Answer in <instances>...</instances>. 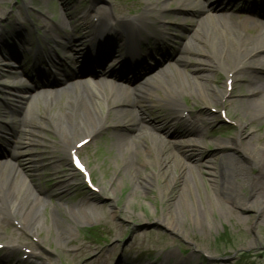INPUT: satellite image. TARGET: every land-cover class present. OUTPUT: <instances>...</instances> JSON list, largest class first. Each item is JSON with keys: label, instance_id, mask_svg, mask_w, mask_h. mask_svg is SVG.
<instances>
[{"label": "bare ground", "instance_id": "1", "mask_svg": "<svg viewBox=\"0 0 264 264\" xmlns=\"http://www.w3.org/2000/svg\"><path fill=\"white\" fill-rule=\"evenodd\" d=\"M27 1L24 5L29 13L33 12L35 27L43 29L45 34L43 39L47 42L44 46L40 45L34 49V66H40L41 56L45 57V64L59 60L66 66L67 64L73 66L71 75H76L80 79L70 81L74 84V95L68 96L61 105H57L56 101L66 92L59 95L57 89L48 87L53 85L52 76L45 74L39 78L40 83L37 80V83L33 84L27 81L28 85L23 86V94L12 110L13 114L10 111L5 114L6 111H4L5 117L10 115V118L5 120L9 128L0 126V147H5L10 142H13L15 146L10 144L11 149L6 150V160L0 161V227L3 223L7 226L11 225L18 236L9 239L0 236V244L6 251L0 257V264L12 260L15 252H22L23 246L32 245L30 240L22 235L29 236L35 243L40 244L44 241V236L39 233L36 209L44 205L46 201L44 197L35 194L27 180L28 177H33L34 171L38 170V165H29L24 162L20 158L22 152H19L22 150L20 147L28 146L32 141L41 143L40 139H31L36 131L34 125L37 123L34 121L39 116L50 117L52 126L60 138L62 156L58 159L64 162L70 158V152L73 149L70 142L72 137L82 136L81 139L93 140L106 128L107 124L116 128V132L113 133L116 142L128 141L139 148L138 152L141 154L139 159L132 158L128 153H121V162L118 163L119 168L116 173L117 179L129 178L131 194L137 191L143 193L155 188V195L159 201L172 190L158 218L166 227L176 223L178 219L176 209H182L186 215L192 216L196 221H202V218L207 215V204H217L220 207L219 218L222 215L226 216V212L234 213L237 223L238 220H246L239 211H253L256 216L255 223L258 226H264V26L257 34L249 38H245L238 30L225 31L224 27H227L231 19L241 15L232 12L224 0L213 3L209 1L207 4L199 0H146L142 3L140 0H134V6L128 11L117 6L112 14H108L105 7L100 5L90 6L86 10L82 8L74 10L69 0H62L63 9L69 15L66 21L75 23L72 24V32L69 33L63 23L48 25L47 20L42 17V11L38 8L39 4L36 5L39 10H36L33 7L28 8L27 4H32V1ZM171 1L175 5L174 13L167 11ZM216 7L227 10V15L222 16V19L218 16L204 15ZM186 14L193 16L191 22L195 25L188 35L191 40L189 44V41L185 42L170 51L167 49L168 46L162 48L155 46L154 39L149 38L150 36L143 39V47L136 46L134 43L140 38L143 30L149 29L155 32V39L159 43L165 42L171 35L167 26V22H170L168 18L184 20ZM10 18L13 27L21 26L19 19H16L14 15ZM93 18H96L95 21ZM222 20L223 29L218 23L221 21L222 25ZM243 24L241 26L251 28L260 26L252 17H247ZM93 25L95 30L90 31L88 27ZM21 28L14 30L21 43L15 40L13 45L8 47L6 43L0 41V49L9 56V60L4 62L0 58L1 79L18 80L21 73L26 72L23 69L21 55L24 56L29 51V47L25 46L29 42L27 38L29 30H26L24 26ZM81 29H86L82 38H87L90 42L84 49L71 43L76 40L75 34ZM106 34L121 35L129 39V53H138L140 49V60L136 59L131 65L121 64L123 61L120 60L119 50H115L117 48L95 49L92 40H99ZM111 55H115L113 58L115 61L111 58L113 61L107 65ZM167 57L174 60L176 65L165 67L164 60ZM149 60L157 71L150 81L144 82L143 75L151 68L146 65ZM86 63H90L94 69L88 67L78 70V65ZM115 63L120 64V69L109 68ZM12 65L15 68L11 67ZM18 66L22 68V71L16 69ZM187 66L191 67L190 75L182 72ZM216 73L223 76L221 87L214 83ZM151 83L161 90L162 105L171 112V118L176 122L185 123L184 132L173 133L179 136L189 135L187 139H184L183 144L180 141L162 139L161 135L167 137L166 134L170 133L164 121L157 123L147 115L138 113L137 107L141 106V100L151 99ZM5 88L8 89L7 85L3 86V90L6 91ZM130 88H133L134 99L129 98ZM229 89H235L233 98L230 99L227 98L231 94ZM186 94L200 101L207 107L206 111L193 117L192 115L184 116L185 107L181 101ZM212 106H217L222 114L231 118V123L239 131L252 123L259 124L257 126L255 124V128L246 131L243 135L235 134L236 138L231 136L215 138V132L209 131V127L217 118L209 111ZM5 108L11 107L5 104L3 109L6 110ZM18 113H24V117L18 118ZM144 129L152 130L154 134L147 136ZM17 139H21L22 143ZM207 140L211 141L214 150L213 153L205 155L203 146L206 145ZM150 151H152L151 155ZM240 152L245 156L244 161L238 157ZM194 165L206 171L208 175L209 189H205L208 202L198 191L193 171ZM56 166V163H53L50 167ZM172 168L178 170L177 176L173 174ZM224 173H228V177ZM67 177L68 179L59 186L60 198L65 189L70 186L73 174L68 173ZM31 182H33L32 179ZM244 186L247 190L241 192ZM95 187L99 192L113 189L107 188L104 184H97ZM130 198L128 197L126 202H129ZM223 203H227L228 206ZM101 208L93 199L85 197L78 203L79 213L72 212V214L86 219L94 218ZM55 210L57 213L61 212L58 207ZM61 214H63L62 219L67 222L66 227L75 226L70 215L64 212ZM126 215L123 214V216ZM62 223L57 222L61 231L58 230L56 234L49 232L46 234V237L54 243L51 251L67 257L64 247L59 244L66 239L69 244L77 247L79 255L87 254L92 245L85 247L84 242L76 240L69 229L62 226ZM105 234L107 237L115 236V226L108 227ZM241 234L242 240L248 239L246 232ZM250 247L251 243L248 244V248ZM263 250L264 248L261 251ZM140 252L142 253V250ZM23 254L26 258L41 256L33 251L23 252ZM171 255L173 251L169 250L164 258ZM96 259L93 258L83 264H95ZM183 262L184 260H179L175 263L184 264Z\"/></svg>", "mask_w": 264, "mask_h": 264}, {"label": "rangeland", "instance_id": "2", "mask_svg": "<svg viewBox=\"0 0 264 264\" xmlns=\"http://www.w3.org/2000/svg\"><path fill=\"white\" fill-rule=\"evenodd\" d=\"M30 1H32V4H27L29 5L28 8L40 9L43 13L42 17L47 20L48 25H60L63 23L68 28L69 33H71L70 23L61 21V19L69 16L63 9L62 0ZM140 1L142 3L146 0ZM199 1L206 2L207 4L209 1L214 2L216 0ZM25 2L28 1H0V41L4 44L6 43L9 47V45H13L15 40L19 41V38L14 33L16 32L14 31L15 29L22 26L26 30L28 29L27 38L29 42L25 46L26 48L29 47V51L24 56L21 55V59L23 63L30 64L35 58L33 51L37 44H43L42 37L44 32L43 29L35 27L33 12L29 13L27 7L24 5ZM69 2L71 3V8L74 10L79 8L86 10L90 6H104L108 14H112L117 6L123 8L125 11L134 6V0H93V2L91 0H69ZM241 2L244 3L246 0H227V3L232 6ZM37 3L40 6L38 7L39 9L36 8ZM173 4V1L169 3L167 11L175 12V5ZM212 14V11L204 13V15L210 16ZM12 15L16 19H19L21 26L13 27L10 18ZM192 19L193 16L187 14L184 20L168 18L170 22H167V26L171 35L163 43H159L158 41V44L154 38V45L158 46V48L168 46L167 49L172 51L185 42L189 41V44L191 40L188 35L192 27L195 26L192 25ZM218 23H220V28L223 29L221 22L218 21ZM224 30L231 31L232 29L226 30L224 28ZM238 31L245 38L254 36L259 32V30L250 32L243 29H238ZM82 32L83 29L77 32L75 34L76 40L71 42L80 49H84L88 44V39L82 38ZM146 34H151L155 37V32L152 29L141 32L143 36ZM116 36H114V39L110 36V40L106 45L115 43L117 40L119 41L120 37L117 36L116 40ZM19 42L21 43V41ZM56 51L59 53L58 50ZM0 58L2 62L9 60V56L1 49ZM165 60L167 59L165 58ZM169 65L174 66L176 64L174 60L165 61L164 66L167 67ZM180 68L183 67L180 66ZM156 71L157 68L152 66L146 72L144 82L150 81ZM182 72L190 75L191 67H184ZM215 76L214 83L221 87L223 84L222 74L216 73ZM13 81V79L0 78V123L8 128L9 126H7L5 120H8L10 115L5 117V114L9 111L12 112L17 102L15 101L16 97L9 93V89L5 93H2V89L3 84H11ZM150 87L152 88L151 99L141 100V106L137 107L138 113L140 115H147L157 123L164 121L171 135L170 133L166 134L167 137L161 135L163 140H174L182 143L189 135L179 136L173 133L184 132L185 123L176 122L171 118V112L162 105L161 90L156 88L153 83L150 84ZM234 90H230L231 94L227 96L228 99L233 98ZM12 91L17 93L16 90ZM132 91L133 89L128 92L131 94L130 99H134ZM67 99L68 97L58 99L56 103L57 105H61ZM3 101L6 104L8 103L11 108H5L6 110H4V106H2ZM181 102L183 107H185L184 115L189 114L193 117L199 113L203 114L207 109L200 101L192 99L188 94L182 98ZM209 109L210 113L217 116L215 122L210 127L208 126L210 132H215V138L222 139L227 136L236 138L235 136L238 134L243 135L246 131L255 128L259 124H256V122L252 123L251 125L244 126L239 131L231 123V118L229 119L222 114L217 106H212ZM4 111H6L5 114ZM24 113H18V118L24 117ZM34 123H37L34 125V130L36 131L31 139H40L41 143L32 141L28 146L20 147L22 150L19 152H22L20 158L24 162L29 165H38V170L34 171L33 177H28L27 180L35 194L44 197L46 201L44 205L36 209L39 219V233H41V236H44V241L40 242V244L35 243L29 236L22 235V237L30 240L32 245L23 246L22 252H15V257L10 261H6L5 264H83L93 258H97L95 264H176L175 262L179 260H184V264H264V250L261 251L264 248V226H258L255 223L256 216L253 211H239L242 216L246 217V220L237 219V223L234 213L231 212H226V216L222 215L219 218L220 207L217 204H207V215L202 218V221H196L192 216L183 213L182 209H176L175 213L178 215L176 223L171 224L170 227H166L158 218L165 207V201L171 196L172 190L167 192L165 197L159 201L157 200V195H155V188L146 190L143 193L137 191L131 194V181L129 178L122 177L120 180L117 179L116 173L117 168H119L118 163L121 162V153H128L134 159H139L141 154L138 152L139 148L133 146L128 141L124 143L116 142V138L113 137L116 128L107 124L106 128L99 132L93 140H88L87 143L78 148L76 144L82 140V136H75L70 139L74 154L78 156L85 171L88 173V183L84 180L80 171L74 168L71 158H67V162L58 159L62 156L60 138L58 132L52 126L50 117L39 116ZM144 132L147 136L154 134L152 130L148 129H144ZM17 141L21 142V139H17ZM203 150L205 151V155L213 153L214 147L211 141H206ZM151 153L152 151L149 152L150 155ZM238 157H241L240 159L243 161L245 160V156L241 152ZM53 163L57 165L55 168L50 167ZM18 169L20 168L18 167ZM193 171L196 176L198 191L208 202L205 192V189H209L208 175L205 173L206 171L195 165L193 166ZM172 172L177 176V169L172 168ZM200 172L202 175H200ZM68 173H72L73 178H71L70 186L68 189H65L66 191L62 198H60L58 196L60 192L59 186L68 179ZM227 174L224 173L225 176ZM31 179L33 182H31ZM118 181L119 184L117 185ZM97 184H104L107 188L112 187L113 189L112 191L99 192L95 187ZM246 190L247 187L244 186L241 192H245ZM85 197L93 199L102 207L95 214L94 218L86 219L72 214V212L74 214L79 213L78 203ZM128 197H131L130 201L126 202ZM223 204L228 206L227 203ZM57 207L59 211L70 215L75 223L74 227H66L67 222L62 219L63 214L55 212ZM121 210L124 212H120ZM123 214L127 215L123 216ZM57 222H63L62 226L68 228L76 240L84 242L85 247L92 245L91 250L87 254L79 255L77 247L69 244L66 239H63L59 244L64 247L63 250L67 254V257L51 251L54 243L51 242L49 237H46V234L48 232L56 234L58 230L61 231V228L57 226ZM112 225L116 228V234L113 237H107L105 230ZM244 232L248 235V239L246 240H242L241 238V233ZM0 236L1 238L9 239L17 238L18 235L11 225L7 226L3 223L0 227ZM90 242L92 243L90 244ZM249 243H251L250 248H248ZM141 250L142 253L140 252ZM169 250L173 251V255L164 258L166 252ZM23 251L25 253L33 251L39 253L41 256L26 258L23 257ZM5 252V248L0 249V257ZM188 254L190 256H187ZM18 258H22L23 261H18Z\"/></svg>", "mask_w": 264, "mask_h": 264}]
</instances>
